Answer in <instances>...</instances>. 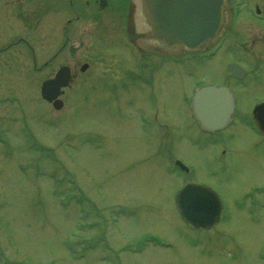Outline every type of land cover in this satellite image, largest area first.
I'll list each match as a JSON object with an SVG mask.
<instances>
[{
  "label": "rangeland",
  "instance_id": "1",
  "mask_svg": "<svg viewBox=\"0 0 264 264\" xmlns=\"http://www.w3.org/2000/svg\"><path fill=\"white\" fill-rule=\"evenodd\" d=\"M89 25L76 59L77 73L85 63L89 69L74 76L60 110L40 100V76H7L13 94L0 91V264H264V195L246 197L264 184L257 147L264 137L242 120L264 102V57L252 60L231 38L211 61L157 59L160 66L149 71L155 92L150 83L141 87L145 96L134 86L113 91ZM256 33L246 30L247 39ZM126 40L115 41L128 61L134 53ZM232 63L248 69L240 84L225 73ZM255 75L261 81H252ZM23 79L35 91L23 88ZM208 82L236 91L241 117L214 144L192 129L181 102ZM158 108L165 127L142 122L140 109L153 115ZM160 138L173 142L171 157L152 156ZM171 158L223 198L224 220L213 229L194 230L182 220Z\"/></svg>",
  "mask_w": 264,
  "mask_h": 264
},
{
  "label": "flooded vegetation",
  "instance_id": "2",
  "mask_svg": "<svg viewBox=\"0 0 264 264\" xmlns=\"http://www.w3.org/2000/svg\"><path fill=\"white\" fill-rule=\"evenodd\" d=\"M131 1L136 0H0V91L2 94L7 99L13 94V88L6 79L7 76H40L36 93L40 92L41 96L42 83L56 76L63 67H69L71 76L85 74L89 67L85 72L80 70L78 73L76 68L80 64L76 59L82 57L85 46V24H90L86 30L90 31L92 27L94 29L90 32L93 53L101 60L108 62L110 86L113 91L121 89L129 92L134 86L139 87L141 96H145L146 88L141 87L152 84L149 80V71L158 69L160 66L161 63L155 62L157 59L174 65H181V59L187 60L188 63L207 61L209 58L207 52L213 48L218 39L198 51L171 48L149 40L138 41L134 44L126 41L124 43L134 53L127 61L122 56V49L126 47H120L122 42L115 40L125 37L128 6ZM225 8L226 22L221 35L223 44L233 38L237 42L239 48L237 49L242 54L251 55L252 60L255 61L264 57V0H225ZM253 26L257 29V33L251 39H247L246 30L249 31ZM143 30L147 31L146 28ZM262 65L264 66V64L260 66ZM246 75L235 81L242 83ZM4 78L5 81L2 84ZM253 78L252 81H261L257 76L255 80ZM23 80L25 81L23 88L28 86L30 90L35 91L33 86L25 79ZM151 90L155 92L153 86ZM184 96L188 94H182L181 102L184 104V109L188 111L192 129L210 140L206 141V144H214L222 132L208 133L202 130L192 113L191 97L193 94L187 101L183 100ZM152 98L153 103L158 107L157 95L153 94ZM40 100L46 102L42 97ZM47 104L49 107L52 105L49 102ZM158 110L159 108L152 115L143 113L140 109L142 122L152 123L158 128L165 127L164 124L159 125ZM242 120L246 125L252 122L251 118ZM238 121V116H235L228 128ZM261 136L264 137V135ZM172 143L160 138L158 147L155 148L152 156L165 157L160 155L168 153L166 156L171 157L170 152L174 146ZM257 147H261L262 153L264 152V143L257 144ZM169 160L171 161L167 164L169 175H178L181 179V184L176 191L189 183L204 184L195 182L190 177L195 172L194 168L189 167L186 170L177 166V161H180L178 158ZM169 166L172 167L173 172H170ZM251 190L264 191V184L260 187L254 186Z\"/></svg>",
  "mask_w": 264,
  "mask_h": 264
},
{
  "label": "water",
  "instance_id": "3",
  "mask_svg": "<svg viewBox=\"0 0 264 264\" xmlns=\"http://www.w3.org/2000/svg\"><path fill=\"white\" fill-rule=\"evenodd\" d=\"M224 0H136L131 2L127 22V38L132 43L142 39L157 41L168 47L196 50L220 36L225 22ZM146 26L147 33L140 28ZM84 64L82 71L87 69ZM234 77H243L245 70L231 64ZM71 79L68 67L42 84V96L53 102L56 109L63 107L59 99L62 88ZM236 101L226 86L208 85L199 89L192 99V109L199 125L206 131L222 130L231 122ZM254 121L264 133V102L255 106ZM177 206L184 220L194 228L208 229L221 217L223 205L210 187L188 184L177 195Z\"/></svg>",
  "mask_w": 264,
  "mask_h": 264
}]
</instances>
